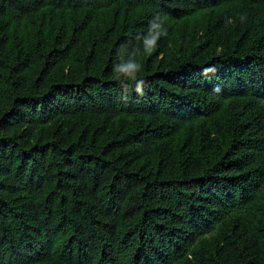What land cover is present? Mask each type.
<instances>
[{
  "label": "trees",
  "instance_id": "obj_1",
  "mask_svg": "<svg viewBox=\"0 0 264 264\" xmlns=\"http://www.w3.org/2000/svg\"><path fill=\"white\" fill-rule=\"evenodd\" d=\"M0 264H264V0H0Z\"/></svg>",
  "mask_w": 264,
  "mask_h": 264
},
{
  "label": "clouds",
  "instance_id": "obj_2",
  "mask_svg": "<svg viewBox=\"0 0 264 264\" xmlns=\"http://www.w3.org/2000/svg\"><path fill=\"white\" fill-rule=\"evenodd\" d=\"M134 67H135L134 65L129 64V65H127L126 67H122V68L120 69V71H121L122 73H127L130 69H133ZM138 89H139V85H138Z\"/></svg>",
  "mask_w": 264,
  "mask_h": 264
}]
</instances>
